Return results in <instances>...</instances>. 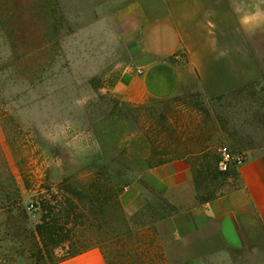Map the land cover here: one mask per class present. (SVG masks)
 I'll return each instance as SVG.
<instances>
[{"label": "rangeland", "instance_id": "rangeland-1", "mask_svg": "<svg viewBox=\"0 0 264 264\" xmlns=\"http://www.w3.org/2000/svg\"><path fill=\"white\" fill-rule=\"evenodd\" d=\"M164 15L162 0H0V264L67 256L71 242L47 249L36 234L38 203L42 195L62 203L76 191L72 239L99 247L109 264H167L169 226L161 221L176 208L145 181L155 168L148 159L168 163L175 151L203 146L212 156L223 146L264 155L258 88L212 97L192 77L171 98L131 104L116 96L139 30ZM93 164L121 167L124 176L98 178L86 172ZM193 174L200 204L237 185L233 173ZM14 184L22 202L10 210ZM116 184L120 195L111 198ZM129 187L143 190L132 213Z\"/></svg>", "mask_w": 264, "mask_h": 264}, {"label": "crops", "instance_id": "crops-1", "mask_svg": "<svg viewBox=\"0 0 264 264\" xmlns=\"http://www.w3.org/2000/svg\"><path fill=\"white\" fill-rule=\"evenodd\" d=\"M162 1L165 15L139 30L136 57L114 86L119 99L171 98L192 77L212 97L264 87V0ZM248 158L234 172L236 187L202 204L199 163L180 159L147 171L145 181L176 208L161 221L169 226L167 264H264V155ZM142 192L127 188L126 211L142 207ZM54 264L109 262L92 247Z\"/></svg>", "mask_w": 264, "mask_h": 264}, {"label": "trees", "instance_id": "trees-1", "mask_svg": "<svg viewBox=\"0 0 264 264\" xmlns=\"http://www.w3.org/2000/svg\"><path fill=\"white\" fill-rule=\"evenodd\" d=\"M255 88H258L260 89V91L264 92V87L259 85L244 89ZM258 102L260 104V110L264 111V95L263 98H259ZM207 150V147L204 146L197 149L189 148L187 150H179L174 152V158H176L177 160H193L194 163H199L200 167L195 168V173L197 177L200 178V176H204L203 174L210 175L213 170H215V172L217 171L216 165L219 159V154H217L216 156H212L206 153ZM1 158L3 159L2 153ZM163 164H165L164 160L154 161L152 160V158L148 159V167L150 168L154 166H161ZM86 172L98 178L108 177V180L114 181V183L117 180L119 181L124 176L123 169L114 165L97 166L93 164L92 167H88L86 169ZM234 172L236 171H232L230 173L234 174ZM221 174L222 173H220V175ZM14 185V198L6 199V204H10L7 205V208H9L10 210L17 207L20 208L19 205L22 202L20 190L18 189L17 184ZM118 186V184L109 186V193L111 195V198L119 197L120 190ZM69 194H71V196L69 195L70 197H64L65 200L64 202L62 201V203L58 202L57 199L55 201L54 198L48 199L42 195L40 198L41 201L38 204L43 211V215L41 222L36 226V234L41 239L43 245L47 249L52 246L58 247L63 244H66V242H71L69 244V247H67V256H65L64 258L79 254L87 249L94 247L89 245V243L87 242L82 243L71 238V235L73 234L74 230L79 227V223L77 222V220L81 216L79 214V205L77 204V202L71 199L74 194L77 195V191L75 193L73 192ZM3 209H5V207H3ZM55 262H53L52 264H54Z\"/></svg>", "mask_w": 264, "mask_h": 264}, {"label": "built area", "instance_id": "built-area-1", "mask_svg": "<svg viewBox=\"0 0 264 264\" xmlns=\"http://www.w3.org/2000/svg\"><path fill=\"white\" fill-rule=\"evenodd\" d=\"M180 56H177L180 59ZM138 73H141L139 71ZM219 159L217 162V170L222 174H228L237 171L243 167L248 161V155L244 152H234L227 146H223L218 150ZM127 190V189H126ZM33 206L28 208V212H32Z\"/></svg>", "mask_w": 264, "mask_h": 264}]
</instances>
